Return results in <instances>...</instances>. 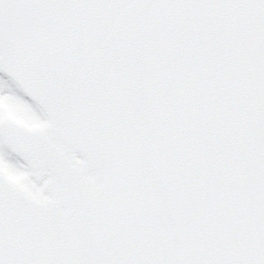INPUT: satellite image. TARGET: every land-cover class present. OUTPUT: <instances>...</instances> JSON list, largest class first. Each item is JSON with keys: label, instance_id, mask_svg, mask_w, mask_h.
Masks as SVG:
<instances>
[{"label": "snow or ice", "instance_id": "6c2138e0", "mask_svg": "<svg viewBox=\"0 0 264 264\" xmlns=\"http://www.w3.org/2000/svg\"><path fill=\"white\" fill-rule=\"evenodd\" d=\"M0 264H264V0H0Z\"/></svg>", "mask_w": 264, "mask_h": 264}]
</instances>
